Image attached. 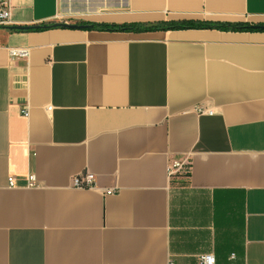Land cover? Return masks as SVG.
Here are the masks:
<instances>
[{"label": "crops", "instance_id": "1", "mask_svg": "<svg viewBox=\"0 0 264 264\" xmlns=\"http://www.w3.org/2000/svg\"><path fill=\"white\" fill-rule=\"evenodd\" d=\"M10 17L0 264H264V30H14L259 24L264 0H12Z\"/></svg>", "mask_w": 264, "mask_h": 264}, {"label": "trees", "instance_id": "2", "mask_svg": "<svg viewBox=\"0 0 264 264\" xmlns=\"http://www.w3.org/2000/svg\"><path fill=\"white\" fill-rule=\"evenodd\" d=\"M88 25V24H86ZM93 29L106 30V31H128V32H145L155 30H167L178 28H218V29H231V30H247L258 31L262 30L256 28L253 23L249 22H213V21H200V20H181V21H167L157 23H95ZM51 27H62L60 24L46 25V26H30V27H15L17 31L27 30H44Z\"/></svg>", "mask_w": 264, "mask_h": 264}, {"label": "built area", "instance_id": "3", "mask_svg": "<svg viewBox=\"0 0 264 264\" xmlns=\"http://www.w3.org/2000/svg\"><path fill=\"white\" fill-rule=\"evenodd\" d=\"M12 0H0V29L9 28L12 25L10 17V8ZM14 54L25 55L26 51L23 49H15ZM25 115L28 114V111H24ZM190 170L189 162L187 159L184 160H174L169 165V175L174 177L178 174H188ZM31 178V185L35 186L34 177ZM14 177L9 178L11 185L14 184ZM73 185L78 188H93L95 186V174L91 172L81 173L74 177ZM107 194H112L114 191L109 189L106 191ZM200 264H216L215 256L211 253H205L199 257Z\"/></svg>", "mask_w": 264, "mask_h": 264}, {"label": "water", "instance_id": "4", "mask_svg": "<svg viewBox=\"0 0 264 264\" xmlns=\"http://www.w3.org/2000/svg\"><path fill=\"white\" fill-rule=\"evenodd\" d=\"M60 25L64 27H70V28H91L93 25H78V24H66V23H61ZM256 28L264 30V23H259L254 25ZM29 27V26H25Z\"/></svg>", "mask_w": 264, "mask_h": 264}]
</instances>
